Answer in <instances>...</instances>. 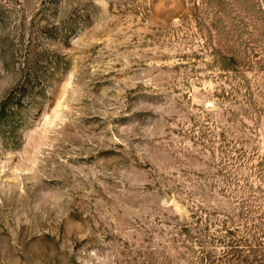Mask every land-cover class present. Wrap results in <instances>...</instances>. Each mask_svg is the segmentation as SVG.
I'll return each instance as SVG.
<instances>
[{"label": "rangeland", "instance_id": "rangeland-1", "mask_svg": "<svg viewBox=\"0 0 264 264\" xmlns=\"http://www.w3.org/2000/svg\"><path fill=\"white\" fill-rule=\"evenodd\" d=\"M0 264H264V0H0Z\"/></svg>", "mask_w": 264, "mask_h": 264}, {"label": "trees", "instance_id": "trees-1", "mask_svg": "<svg viewBox=\"0 0 264 264\" xmlns=\"http://www.w3.org/2000/svg\"><path fill=\"white\" fill-rule=\"evenodd\" d=\"M232 247H233V248H236V247H235V244H232ZM236 251H237V250H236ZM258 251H260V250H258ZM258 254H259V253H258ZM241 260L244 262L243 259H241ZM255 261H257V260H255Z\"/></svg>", "mask_w": 264, "mask_h": 264}]
</instances>
